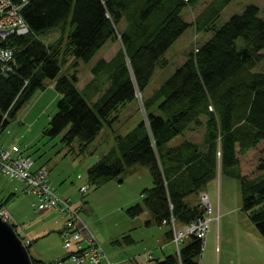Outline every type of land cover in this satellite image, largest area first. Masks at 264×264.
Here are the masks:
<instances>
[{
    "label": "trees",
    "instance_id": "obj_1",
    "mask_svg": "<svg viewBox=\"0 0 264 264\" xmlns=\"http://www.w3.org/2000/svg\"><path fill=\"white\" fill-rule=\"evenodd\" d=\"M201 1L29 0L21 13L30 33L10 39L15 47L14 71L0 77V131L38 91L46 90L51 79L61 97L43 133L49 138L61 135L73 152L78 140L84 152L105 125L111 126L118 113L137 99L138 89L145 115L127 135L116 136L115 147L103 159L88 167L89 188L105 185L140 163L150 170L153 187L144 191V205H131L127 214L135 218L147 210L158 226L172 217L178 225H187L204 217L206 209L186 203L185 198L201 194L220 168L242 164L243 209L264 236V71L254 70L264 62V19L251 5L216 28L215 21L231 0H214L195 23L187 22L183 10ZM192 25L213 34L144 98L157 67L169 64L166 53ZM52 34L53 40L46 42L44 38ZM239 39L244 41L242 48L237 46ZM109 41L119 42L120 49L110 61L101 59L92 69L93 78L79 89V61H91ZM70 57L75 58L72 71L62 74ZM101 83L106 89L91 102L85 93L93 89L99 94ZM198 128L205 129L200 143L184 137L186 131ZM179 135L184 138L171 146ZM15 196L2 199L3 205ZM167 236L172 239L171 229ZM201 254V239L192 237L180 253L147 264H199ZM32 259L33 264H47Z\"/></svg>",
    "mask_w": 264,
    "mask_h": 264
},
{
    "label": "rangeland",
    "instance_id": "obj_2",
    "mask_svg": "<svg viewBox=\"0 0 264 264\" xmlns=\"http://www.w3.org/2000/svg\"><path fill=\"white\" fill-rule=\"evenodd\" d=\"M213 1L214 0H202L195 8H185L182 13L183 18L187 22L195 23L196 16L203 10L206 11V9H209ZM251 5L259 8L260 17L264 19V0H231L220 12L219 17L215 21L216 24L214 23L215 27L220 28L224 26L233 16L241 15L244 12V9ZM214 11L212 8L210 9L211 13ZM212 34L213 32L205 33L204 31H197L195 25L190 26L166 53L169 64L164 68L157 67L155 70L153 77L144 90V98L150 97L168 79H170L176 70L188 59L189 54L194 51L197 53L201 44L206 42ZM53 38L54 35L52 34L45 37L44 40L49 42L53 40ZM237 46L238 48H242L244 46L243 39L237 40ZM120 47L121 44L119 42L109 41L99 50L91 61H79L77 66L79 72V82L77 84L78 88L83 90L86 84L93 78L94 74L92 73V69L98 64V62L103 58L110 61ZM74 61L75 58L70 57L67 63L63 66L61 73L65 75L71 73ZM254 70L264 71V62L259 64ZM104 78L105 77L102 73L101 79L104 80ZM97 86V91H100L99 94H94L93 89L88 90V92L85 93L90 98L89 99L87 97L88 100H91V102H95L101 92L106 89V85L102 83L97 84ZM55 91L54 80L49 79L47 81L46 94H44V91H38L28 103L27 106L31 107L29 116L36 112L42 104L45 103L47 104L46 106H48V104L50 105L46 107L45 116L35 125L33 130L34 132L24 133L26 139L34 136L38 127L44 124L49 115L51 116L54 112L56 108V101L52 104V98L56 93ZM89 91H92V93H89ZM41 94H44L43 98L38 102L39 104H36L35 106L34 104ZM136 97V100L129 102L118 113V119L111 126L105 125L101 133L92 143L89 144L84 152L80 150V143L78 140H76L73 144L75 152L71 151L69 147L62 143L61 135L49 140V143L44 147L42 160L49 163L48 165L50 168L54 170V173L51 176L52 185L54 187H52L53 189L56 188L55 180H59L61 178L60 176H62L64 179L66 178L63 181L65 189L67 191L71 190L72 193H76L78 197L77 193H79V184L81 182L84 184L88 183L86 169L103 159L115 147L116 136L127 135L137 126L144 116V112L140 107V97ZM141 100L143 101L142 94ZM55 113L56 112H54L53 115ZM9 127L10 125L8 126V129ZM204 133V128H198L195 131L194 129L186 131L184 137L200 143L203 141ZM184 137L182 135L177 136L173 141H171L170 145H177ZM0 143L3 145L1 137ZM37 143L38 141H35L32 145L35 146ZM14 146L22 149L18 145L14 144ZM3 147L5 148L4 145ZM12 148L13 145L6 148V150H12ZM74 169H78L79 174H83L82 179H78L77 175H73ZM240 172L244 174L242 164L228 169L220 168L216 178L208 182L202 190V192L206 193L209 198V202L213 208V213L210 214L212 221L210 223V231L206 236V246L203 247L202 254L198 259L200 264H264V236L261 234L256 224L251 220L250 215L243 209V197L239 176ZM0 173L6 177L2 179L3 184L8 182L6 193L0 194V214L5 220L8 216L7 221L10 224H15L18 231H20L22 223H18L17 219H15L14 215L17 211L14 212L12 206L19 197L30 193V186L23 181L15 180L7 175H4L1 169ZM20 182L27 185V188L23 191L24 194L21 190L25 185ZM9 185H11V188ZM105 185L98 188L91 186L90 189L82 195L83 199L91 201V206H94L97 211L96 217H100V221L97 224L99 232L102 234L109 232L112 236H117L120 227L127 225L134 226L136 228L130 229V231H133V235L140 239L138 240L139 243L137 245V247L141 248L139 251L144 252V250L146 251L150 248V246L142 248L144 244L140 243L149 239H152L151 252H154L158 248L160 249L161 245H159L157 239L160 236L165 235L168 230L166 228L167 226H160L163 228L159 229V226L154 224L152 228H148V231H146V227L149 225L147 224V221L150 219L145 214L142 213L139 217H135L136 220H134V218H131L126 214L125 210H122L119 207L128 201L131 202V200L134 203L144 205L143 193L145 190L153 187V179L150 170L146 166L138 163L127 168L120 176L114 178ZM14 186L17 188L16 190L14 189ZM4 190L5 189H3V191ZM13 191H16L15 199L10 201L7 205H3L2 199H6L10 192ZM56 192L61 196L57 190ZM31 193L34 194L33 192ZM32 194H30L25 200V204L31 205L32 200H35ZM35 197L36 203H34V205L37 212L51 211V209H41L42 204L36 195ZM185 202L193 206L200 205L202 202L201 195L190 194L185 198ZM83 205H87V203L83 201ZM33 216L34 212H32L29 217L32 218ZM24 226L26 227L25 223ZM37 233L38 232H34L31 234L35 242L30 240L28 241L27 237L24 238L25 245L27 244V241L29 245L32 244L29 250L31 257L38 260V258H40L39 251L43 248V246L40 242L38 243V236H35ZM52 233L54 237L51 236L48 238L45 244L50 246L52 250H57L59 249V238L56 236L55 232ZM183 245L184 243L181 244V246ZM102 246L106 252H109L111 248V241L104 242L102 239ZM156 255L157 257H161L164 254L156 252ZM42 256L44 258V254H42ZM67 263L70 264L69 262Z\"/></svg>",
    "mask_w": 264,
    "mask_h": 264
},
{
    "label": "crops",
    "instance_id": "obj_3",
    "mask_svg": "<svg viewBox=\"0 0 264 264\" xmlns=\"http://www.w3.org/2000/svg\"><path fill=\"white\" fill-rule=\"evenodd\" d=\"M55 92L56 93L52 98L53 99L52 104L54 103V101H56V108H55L54 112L57 111V101L61 97V95L57 91H55ZM44 94H46V90L44 91ZM43 95L41 94L40 97L37 99L36 103L34 104L35 106H36V104H39L38 102L43 98ZM46 105L47 104H45V103L42 104V106L40 108H38V110L30 116H29V113H30L29 111H30L31 107L27 106L25 109H23L19 113L17 118L9 124L10 125L9 129H8L9 125L6 127V130L1 135V140H2V143L5 146V148H8L14 144L20 146L23 150L24 155L30 156L33 159V161H34V165L32 167L33 172L37 171L43 165H47V167L49 169V173H50V182L52 185L51 176L54 173V170H52L50 168V166L48 165L49 163L42 160V157H43L42 155H43V150H44L45 145L49 143V140H51V138L44 135L43 131L49 125V121L52 118L54 112L51 114V116L49 115L48 119L46 120V122L44 124H42L41 126L38 127L34 136H31L28 139H26L25 134H24L26 132H28V133L34 132L33 130H34L35 125L38 122H40L41 119L45 116L46 107H48L50 104H48V106H46ZM24 128H26V129H24ZM22 131H23V133H22ZM35 141H38V143L35 144V146H33L32 144ZM73 171H74L73 175H77L78 179H82L83 174L82 173L79 174L78 169H74ZM60 177L61 178L59 180H57V179L55 180V186H56L55 189L62 196L67 197V198H71L81 208V216H82L83 220L89 225L90 229L92 230V232L95 233L94 235L96 236V238L98 239V241L101 244H102V239L104 242L105 241H111L110 251L106 252V250H105V252L107 253L108 257L111 260L119 261L120 264H147L149 262V260H151V259L156 258V259L163 260L166 256L174 255L176 253V250H175L176 247H175L174 242L172 241V239L168 238V236H167V232L169 231V227H166L168 230L166 231L165 235H162L157 239L159 245H161V246H160V249L158 248L154 252H151V244H152L151 241H152V239H149V240L144 241V242H140V243L144 244V246L142 248H145L147 246H150V248L147 249L146 251L144 250V252L139 251V249H141V248L137 247V245L139 243L138 240H140V239L137 238L135 235H133L134 234L133 231H130V229L136 228L134 226L127 225V226L120 227L118 230L117 236H112L109 232L106 234H110V235L102 234L101 232H99L98 226H97V224L100 221V217H96V214H97L96 209L94 208V206L93 207L91 206L90 200H85L82 197L83 193L81 191V188L89 185V183L84 184L83 182H81L79 184V188H78L79 193H77L78 194V197H77L76 193H72L71 190L67 191L65 189L63 181L66 178L64 179V177H62V176H60ZM4 178H6V177H4L0 173V192H1L0 194L6 193L7 188H8V185H7L8 182H6V184H3V182H2V179H4ZM10 182H11V180H10ZM13 182H19V181H13ZM20 183H22V182H20ZM22 184H24V183H22ZM24 185L25 186L21 190L22 193L27 188V185L26 184H24ZM10 186L11 185H9V187ZM105 186H108V185H105ZM52 187H53V185H52ZM3 189H5V190L3 191ZM14 189L16 190L17 188L15 187ZM10 194H16V191L10 192ZM30 194H32V193H27V194H24L22 197H19L18 200L15 201L13 206H12V209H14L13 211L14 212L17 211V212H15L16 214L14 215L15 219H17L18 223H20V224L22 223L21 224L22 230L20 229V231H19L20 234L22 235V237H27L28 241L30 240L32 242H35L34 238L31 236V234L34 232H38L37 234H35V236H38V238H37V239H39L38 243L40 242V244L43 246V248L40 249V251H39L40 258H38V260L44 261L47 264H68L67 262H69L70 264H75L73 262L71 263V261L68 259L70 252L66 251L63 247V244H62L61 230L63 228L65 220L62 219V217L59 215V213L55 210L37 212V210L35 209V205H34V203H36V197L34 194H32V195L34 196L35 200H32L31 205L25 204V200L28 198V196ZM13 199H15V198H13ZM83 201H85V203H87V205H83ZM126 203H128V204H126ZM126 203H124L123 205H121L119 207H120V209L125 210V212L127 214L128 207H130L131 205H133L135 203L132 202V200H131V202L128 201ZM32 212H34V216L32 218H30L29 216L31 215ZM108 213H110V212H108ZM143 214H145L150 219L147 221V224H149V225H147L148 227H146V231H148V228H152V226L155 223L152 219L151 213H149L147 210H145L143 212ZM134 220H136V219L134 218ZM24 223L26 224V227L24 226ZM27 224H28V226H27ZM161 228H163V227L159 226V229H161ZM52 232H55L56 236L59 238L58 239L59 249H57V250H55V249L52 250L50 248V246H47L45 244V242L48 238H50L51 236L54 237ZM125 236H129L130 238L127 240H124ZM190 242H191V238H187L184 241L183 246L189 244ZM31 245L29 247V250L31 248ZM156 252L163 253L164 255L161 257L160 256L157 257ZM42 254H44V258L42 256ZM149 256H151V257H149Z\"/></svg>",
    "mask_w": 264,
    "mask_h": 264
},
{
    "label": "built area",
    "instance_id": "obj_4",
    "mask_svg": "<svg viewBox=\"0 0 264 264\" xmlns=\"http://www.w3.org/2000/svg\"><path fill=\"white\" fill-rule=\"evenodd\" d=\"M21 1L27 3L28 0ZM19 6L23 7L22 5ZM29 33L30 27L21 10L10 3V0H0V77L14 71L12 61L15 56V47L9 45L8 41L12 37L24 36ZM210 109L212 110L213 107L211 106ZM33 164L32 158L24 155L22 149L13 145L12 150H6L0 143V169L2 173L27 183L39 198L42 204L41 209L55 210L65 220L61 237L64 249L72 251L70 260L75 264H119L118 261L111 260L105 253L96 236L82 219L80 208L77 207L76 203L70 198L60 196L48 183L49 172L47 167L42 166L33 172ZM86 189L87 187H84L83 191ZM202 199L206 205L204 217H200L181 228L177 227L174 217L169 220L173 230V241L178 245V249L179 244L192 235L200 238L205 245L211 223L209 216L212 214L213 208L205 194H202ZM7 218L8 216L6 220ZM167 223V219L163 220V224Z\"/></svg>",
    "mask_w": 264,
    "mask_h": 264
},
{
    "label": "water",
    "instance_id": "obj_5",
    "mask_svg": "<svg viewBox=\"0 0 264 264\" xmlns=\"http://www.w3.org/2000/svg\"><path fill=\"white\" fill-rule=\"evenodd\" d=\"M139 94L138 89L136 95ZM142 110L144 106L140 97ZM0 264H33L27 245L18 236L13 225L0 215Z\"/></svg>",
    "mask_w": 264,
    "mask_h": 264
},
{
    "label": "bare ground",
    "instance_id": "obj_6",
    "mask_svg": "<svg viewBox=\"0 0 264 264\" xmlns=\"http://www.w3.org/2000/svg\"><path fill=\"white\" fill-rule=\"evenodd\" d=\"M18 2H19V5H22V6H24V5H26L28 2H29V0L27 1V3H23L21 0H10V3H12L16 8H19L20 10L22 9V7H20L19 5H18ZM10 39H12V38H10ZM8 43H9V45H11L10 44V40L8 41ZM3 45H7V44H3ZM11 46H13V45H11ZM13 62V61H12ZM13 65V64H12ZM14 67V66H13ZM42 92V91H41ZM141 92H139V97H141V94H140ZM137 96V95H136ZM140 104H141V102H140ZM142 104H143V101H142ZM140 107H141V109H142V106L140 105ZM144 108V107H143ZM144 110H145V108H144ZM219 152V151H218ZM48 183H50L51 184V182H50V176H48ZM29 191H30V193L31 192H33V190L31 189V187H30V189H29ZM202 194H205L206 195V193H204V192H201V199H202ZM207 196V195H206ZM208 197V196H207ZM209 199V198H208ZM210 203V202H209ZM201 204L203 205V207L206 209V205L203 203V199H202V202H201ZM15 229V228H14ZM16 230V229H15ZM209 231H210V228H209ZM209 231H208V233H209ZM17 234H18V236L23 240V242L25 243V238L24 237H22V235L20 234V232L18 231V229H17ZM207 233V234H208ZM207 236V235H206ZM192 237H197V236H194V235H192V236H189V237H187V238H192ZM187 238H185L180 244H179V249L182 247L181 246V244L182 243H184V241L187 239ZM198 238V237H197ZM27 247L29 246V243H28V241H27ZM175 246H176V250H178V245L177 244H175ZM30 247V246H29ZM29 249V248H28Z\"/></svg>",
    "mask_w": 264,
    "mask_h": 264
}]
</instances>
